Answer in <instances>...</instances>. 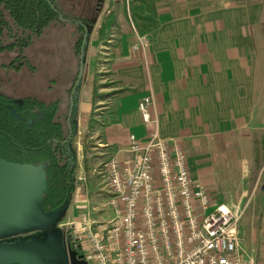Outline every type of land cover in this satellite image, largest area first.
I'll return each instance as SVG.
<instances>
[{
	"label": "crops",
	"instance_id": "0c3cea01",
	"mask_svg": "<svg viewBox=\"0 0 264 264\" xmlns=\"http://www.w3.org/2000/svg\"><path fill=\"white\" fill-rule=\"evenodd\" d=\"M119 1L109 6L114 19L106 40L118 36L109 53L115 84L106 89L93 81L89 91L81 88L78 96V132L73 139L79 157L76 177L84 179L76 180L73 205L77 208L90 207L89 150L99 147L103 151L99 156L123 159L128 155L131 134L147 139L154 129L143 122L138 111L146 95L154 97L152 114L158 119L161 137L185 151L189 144L197 148L203 141L209 144L258 130V36L254 31L258 16L254 2L258 0H151L153 7L143 14L151 20L145 27L140 22L139 29L130 14L127 22L131 27H124ZM103 5L93 15H74L78 17L74 25L92 23V36L107 19ZM145 34L150 35L149 46L135 51L138 36ZM96 86L100 96L93 100ZM86 132L95 142L83 156ZM256 140L258 153L263 155L264 137ZM201 172L193 175L208 188ZM82 187L86 195L81 194Z\"/></svg>",
	"mask_w": 264,
	"mask_h": 264
},
{
	"label": "rangeland",
	"instance_id": "374dc122",
	"mask_svg": "<svg viewBox=\"0 0 264 264\" xmlns=\"http://www.w3.org/2000/svg\"><path fill=\"white\" fill-rule=\"evenodd\" d=\"M107 1L109 3L105 5V0H56V5L69 16L70 20L52 23L40 36L32 37L30 45L24 49L3 50L1 47L13 42L8 34L3 33L0 39V90L16 98L34 96L47 102L59 99L60 113L67 112L70 103L69 89L79 72L81 62L80 55L75 49V42L80 33L73 23L75 19L78 20L74 15L80 13L93 15L101 4H104L103 16L107 17L105 37L100 42L104 41L105 46L101 50L100 43L95 42L97 29L89 40L80 83L82 90L86 91H89L93 81L100 88L109 89L114 86L109 53L118 36L116 34L114 37L110 36V42L106 41L111 35L110 26L114 19V14L108 13L109 6L112 7L114 0ZM147 1L118 2L120 3L118 12L125 15L121 20L124 27H131L130 21L127 22L130 14L136 27L141 28L140 20L135 17L134 7L144 6ZM254 4L257 5L255 9H258L254 25V31L258 36V130L252 129L243 135L218 138L209 144L203 141L197 148H192L189 144L186 151L192 173L198 175L199 170L204 171L213 201H228L244 210L241 220L244 247L252 256L254 264H264V154L258 156L256 140L257 136L264 137V0H258ZM28 33H20L19 36L26 37ZM19 54L23 57L20 60L23 62V59H27L30 65L25 64L20 70H16L11 63ZM20 60L17 63L21 62ZM73 140L71 147L76 148L77 142ZM93 142L94 138L89 139L90 144ZM101 151L99 147L89 150V157L92 158L89 164L91 168L87 170V180L90 179L92 183L91 193L88 195L90 207H75L74 192L70 202L51 220L25 228L17 226L6 229L0 233V262H29L32 259L35 261L42 260V257L57 256L62 251L64 236L70 234L75 238L81 232L79 224L82 216L89 215L92 219L111 218L112 211L107 205V192L97 173L99 167L110 159V155L99 156ZM81 194H85L83 187ZM75 208L77 211H74Z\"/></svg>",
	"mask_w": 264,
	"mask_h": 264
},
{
	"label": "built area",
	"instance_id": "2783aa9c",
	"mask_svg": "<svg viewBox=\"0 0 264 264\" xmlns=\"http://www.w3.org/2000/svg\"><path fill=\"white\" fill-rule=\"evenodd\" d=\"M150 42L139 35L133 49ZM154 104L152 94L138 104L143 122L154 125L147 139L131 134L128 155L97 170L112 216L81 217L74 239L83 257L88 264H254L243 244L244 210L213 201L186 151L161 137Z\"/></svg>",
	"mask_w": 264,
	"mask_h": 264
},
{
	"label": "trees",
	"instance_id": "16d2710c",
	"mask_svg": "<svg viewBox=\"0 0 264 264\" xmlns=\"http://www.w3.org/2000/svg\"><path fill=\"white\" fill-rule=\"evenodd\" d=\"M56 4V0H0V39L3 33L13 39L11 44L1 48L9 51H14L16 48L24 49L30 45L32 37L40 36L52 23L69 21V16L65 15ZM145 4L134 7L135 17L140 20L143 27L151 20V16L145 17L143 14L153 7L151 0ZM90 25L92 23L78 24L80 35L75 42V49L76 53L81 55L84 45V58L91 37ZM106 27L107 24L104 22L97 30L96 43L104 39ZM86 32L88 35L85 38ZM20 33H28V35L19 36ZM22 58L19 54L12 61L11 65L16 70H20L25 64L30 65L27 59H23L22 62L20 60ZM18 60L21 62L17 63ZM77 77L78 74L69 89V94ZM81 85L80 83L74 94L75 106L71 119L73 135L68 141L70 103L68 111L60 113L61 100L59 99L47 102L34 96L16 98L0 90V158L10 163L44 168L46 197L43 207L45 211H55L63 204H68L75 189L79 157L77 150L71 147V141L78 132L77 103ZM97 88L98 86L93 89V100L100 96L97 94ZM91 120L90 118V123ZM89 147V134L86 132L83 156L86 155ZM258 156L261 157V154L258 153Z\"/></svg>",
	"mask_w": 264,
	"mask_h": 264
},
{
	"label": "water",
	"instance_id": "95a60500",
	"mask_svg": "<svg viewBox=\"0 0 264 264\" xmlns=\"http://www.w3.org/2000/svg\"><path fill=\"white\" fill-rule=\"evenodd\" d=\"M87 32L85 38L87 37ZM85 42V41H84ZM80 68L78 77L70 94V109L68 113V140L72 138V115L74 111V94L79 86L84 70V45L80 55ZM42 166L28 164H15L0 158V214L9 215L6 222L0 217V226H4V231L19 226L25 228L42 222L51 220L57 216L66 204H63L55 211H45L43 201L39 199L41 191ZM14 200V201H12ZM13 202L10 204V202ZM6 216V215H4ZM7 226V227H6ZM70 264H88L83 255H78L77 250H70Z\"/></svg>",
	"mask_w": 264,
	"mask_h": 264
},
{
	"label": "flooded vegetation",
	"instance_id": "af4514ba",
	"mask_svg": "<svg viewBox=\"0 0 264 264\" xmlns=\"http://www.w3.org/2000/svg\"><path fill=\"white\" fill-rule=\"evenodd\" d=\"M41 191L39 195V199L43 201V206H44V200L46 197V183H45V174L41 172ZM14 201V200H12ZM10 202L12 204L13 202ZM44 208V207H43ZM6 215V216H4ZM0 217L3 218L1 223L6 222V218L9 219V215L5 214H0ZM7 227V226H6ZM4 226H0V233H3L4 231ZM77 250L78 255H82L80 249L78 248L76 241L74 238L70 236V234H67L64 236L63 241H62V251L60 252L59 255L57 256H52V257H42V260L36 259L35 261L32 259L29 262H21V261H13V262H0V264H70V250Z\"/></svg>",
	"mask_w": 264,
	"mask_h": 264
}]
</instances>
